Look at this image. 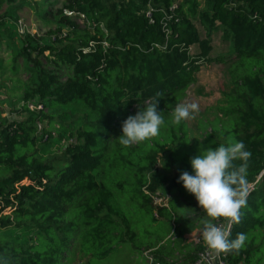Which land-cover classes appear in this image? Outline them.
I'll return each mask as SVG.
<instances>
[{
  "label": "trees",
  "instance_id": "16d2710c",
  "mask_svg": "<svg viewBox=\"0 0 264 264\" xmlns=\"http://www.w3.org/2000/svg\"><path fill=\"white\" fill-rule=\"evenodd\" d=\"M197 8L205 39L189 20ZM161 11L172 16L168 33ZM21 15L34 34L18 32ZM7 19L18 46L6 44L14 51L6 66L0 59V80L11 69L5 80L12 88L3 86L13 92L8 105L17 116L0 111V231L13 232L0 235V260L108 264L130 246L138 256L148 251L153 264H195L204 247L180 245L204 213L178 176L191 171L199 148L240 141L251 153L248 195L230 239L244 233L246 241L220 254L225 264H251L254 240L264 237V0H205L201 9L197 0H0V26ZM218 27L235 55L230 88L218 120L190 140L185 121L172 124L171 112L195 83L199 60L227 63L209 57ZM165 44V51L154 47ZM157 94L165 120L159 135L119 145L122 121ZM64 138L71 142L51 152ZM162 188L171 195L168 208L154 207L144 192ZM160 223L163 235L153 231ZM177 252L181 263H170Z\"/></svg>",
  "mask_w": 264,
  "mask_h": 264
},
{
  "label": "clouds",
  "instance_id": "9594fccd",
  "mask_svg": "<svg viewBox=\"0 0 264 264\" xmlns=\"http://www.w3.org/2000/svg\"><path fill=\"white\" fill-rule=\"evenodd\" d=\"M157 95L158 98L138 106L135 114L122 121L120 135L115 138L119 145L125 148L139 145L159 135L165 120L162 111L157 108L160 99ZM198 110L196 103L176 104L171 112V123L190 120ZM250 156L251 153L240 141L220 144L214 149L201 147L189 161L191 171L178 176L177 182L194 197L204 213L197 226V236L214 252L239 250L245 244L244 233L230 239V227L218 226L216 221L222 219L228 226L240 222L241 209L247 203L245 186ZM236 161L240 163L237 165ZM0 264L5 262L0 260Z\"/></svg>",
  "mask_w": 264,
  "mask_h": 264
},
{
  "label": "rangeland",
  "instance_id": "374dc122",
  "mask_svg": "<svg viewBox=\"0 0 264 264\" xmlns=\"http://www.w3.org/2000/svg\"><path fill=\"white\" fill-rule=\"evenodd\" d=\"M197 2L199 4V9H201L205 5V0H197ZM197 11L198 8L196 10V13L193 14L189 20L196 28L198 36H200L201 39H205L206 35L200 23ZM32 14H34L33 10ZM19 19L23 20L24 23L27 24V26L29 25V27H34L35 31L36 26L32 24L31 21L26 18V16L21 15ZM9 20L7 19L5 21H1V23L3 24L2 26H0V36L2 38V43H0V59L3 61L4 66H6L7 59L11 62L10 52L14 51L13 47L10 46V50V48L7 47L6 44L9 43L10 39L13 40L14 43L16 42L15 31L13 29H9V27H14V25H12ZM208 39L212 48L209 57L222 58L223 60L227 61V63L223 64L222 62L218 61L212 63L207 62L195 74V83L191 85L186 92V98L182 103H196L199 109L198 112L195 113L194 118L185 121V123L187 124V132L189 134L190 139L192 140H197L203 137V132L201 131L200 127H207L206 123L208 120H218V109L224 105V93L227 92L230 88L227 69L231 63L230 59H233L232 57L235 56L231 48L230 40L229 38H226L221 27H218L217 29L212 31ZM17 46L18 44L15 43V48ZM6 48L9 52L5 51ZM191 52L192 54H197V47L193 46ZM10 70L7 69L5 74L3 75V80H0V111L2 112V117H6L8 119H16V113L13 112L8 105V101L10 100V98L8 99V96L12 95L13 92L9 91L3 86L6 85L7 87H10V89L12 88L11 83L8 80H5L6 76L11 75ZM16 92L17 94L19 93V91ZM30 108L32 107L30 106ZM18 118L19 119L17 120H23L25 119V116H18ZM69 123L70 121L65 123L64 126H68ZM56 136L57 135L54 132L53 137ZM70 142L71 141L66 138H64L60 143L56 144L55 142L51 152H53L54 150L56 151L59 146L67 145ZM161 191L163 193L167 192L165 188H162ZM174 194L176 195L175 191ZM148 228L149 227L147 226V229ZM155 230H157L156 233H162L161 235L165 234L168 231L167 228L161 223L158 224V226L154 227L153 231ZM10 234H13V232L11 233L7 230L0 231L1 236H8ZM253 244L256 246L255 251L251 257V264H264V237H257L254 240ZM130 251V246L125 247L123 250L115 253L109 259L108 264H142L143 262L139 261L138 259L133 261L132 257L139 256L135 255L137 254L136 252L131 254Z\"/></svg>",
  "mask_w": 264,
  "mask_h": 264
},
{
  "label": "built area",
  "instance_id": "2783aa9c",
  "mask_svg": "<svg viewBox=\"0 0 264 264\" xmlns=\"http://www.w3.org/2000/svg\"><path fill=\"white\" fill-rule=\"evenodd\" d=\"M125 1H130V0H125ZM174 9V6H172L170 8V10H173ZM151 13H152V9L149 8V10L145 13V16L151 20ZM162 13V19L160 21L161 25H162V28L165 29L166 33L167 32V25L169 23V21L171 20V15L167 12H164V11H161ZM68 15H71L70 13H68ZM17 29H18V32L23 34V33H28V34H34V27H28L26 23H24L23 20H18L17 22ZM104 46L106 45L105 43L103 44ZM154 47H156L157 49H161L162 51H165L166 48H167V45L165 44L164 46H159V45H154ZM89 48H93V45L90 44L89 45ZM192 47L189 48V51L188 53L190 55H192ZM199 68H201L203 65L206 64L205 61L203 60H199L197 63H196ZM37 130L40 131L41 130V126L38 124L37 125ZM157 169H160V164L157 165ZM144 192L149 195V197L152 199V203L154 205V207L156 208H168V205H169V200L171 199V195L169 193H163L161 190H157L156 192L154 193H149L147 192L145 189H144ZM217 224L218 226H221V227H225V228H231V226H228L227 224H225L223 222L222 219H218L217 221ZM198 244H201L203 247H204V251L203 253H201L199 255V259L198 261L195 263V264H225L224 261H223V255H221L220 253H217V252H214L212 250H210L209 248H207L204 243L202 242V240H198ZM149 264H153L152 263V260H149Z\"/></svg>",
  "mask_w": 264,
  "mask_h": 264
},
{
  "label": "crops",
  "instance_id": "0c3cea01",
  "mask_svg": "<svg viewBox=\"0 0 264 264\" xmlns=\"http://www.w3.org/2000/svg\"><path fill=\"white\" fill-rule=\"evenodd\" d=\"M214 118V117H213ZM212 118V119H213ZM194 216V215H192ZM199 222L195 224V229L189 233V234H186L183 236V244L180 245V247L182 248L184 245H192V246H195L198 244V240H200L197 236V226H198ZM148 252V251H147ZM147 252H143L142 256H139V257H132L133 261L134 260H139L141 262H143L142 264H149V259H148V255H147ZM183 255H181V252H177L175 255H174V260L172 261H169L170 263H181L182 259H183ZM147 258V259H146ZM205 264V263H203Z\"/></svg>",
  "mask_w": 264,
  "mask_h": 264
}]
</instances>
